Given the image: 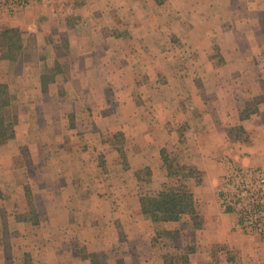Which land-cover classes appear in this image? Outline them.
I'll list each match as a JSON object with an SVG mask.
<instances>
[{"label": "crops", "instance_id": "0c3cea01", "mask_svg": "<svg viewBox=\"0 0 264 264\" xmlns=\"http://www.w3.org/2000/svg\"><path fill=\"white\" fill-rule=\"evenodd\" d=\"M259 12L262 15L258 18L264 20V0H47L46 3L32 4L13 14L0 12V33L4 29H14L21 36V49L16 58L11 61L1 59L0 56V77L6 79L11 75L7 69H14L15 62L23 52L27 54L24 61L29 65L27 67L32 70L37 67L35 73L37 71V74H41L45 67H49L55 58L50 56L53 50L48 48V35L55 25L58 26L57 33L67 38L68 66L72 69L69 74H75L71 77L74 80L72 82L77 84L69 91L73 92L75 99L93 100L99 96L105 101H121L120 116L114 110H107L102 118L115 125L132 142L129 144L132 151L128 156L131 165L150 166L152 178L158 173L166 174L162 168L160 151L167 146L174 149L177 145L180 147L176 142H179L177 133L181 129V120H184L181 126L187 125L185 136H191L192 131H197L193 132L194 140L190 143L187 141L185 146L189 150L188 160L202 171V184L196 188L197 191H193L199 206L201 226L194 227L186 240L191 249L190 256L186 257L187 264H264V241L257 235L244 234L237 229L236 217L222 212L216 198L219 178L225 170L223 160L243 166L264 165V92L236 95L231 89L223 91L219 85L209 101L212 106H197L195 110L193 105L197 104L199 95L175 92L160 96L144 84L134 87L129 77L133 67H142L138 59H144L145 63L146 59L157 56L154 58L156 65L160 62L163 53L153 46L162 42L161 37L172 33L186 42V47L196 49L202 59L201 68L208 73L212 66L204 60L211 49L209 37L212 35L215 37L214 42L225 54L220 72L225 74L222 76L224 83L230 80L232 74L236 75L238 70L240 76L249 77L251 82L260 84L264 82V49L259 45V32L263 31L264 25L257 21ZM215 19L219 23L211 29L213 25L210 22ZM180 20L185 22L179 24ZM130 36L134 37L137 44L139 41L154 53L151 56L148 53L150 51L147 52L149 56L131 53ZM241 43L249 45L248 59L241 55ZM42 48L49 51V58L48 55L46 58L42 56L41 60L33 62V55ZM229 53L232 57H229ZM259 54L263 56L258 58ZM245 68L251 70V75L244 76L247 71ZM227 73L229 75L226 76ZM220 78L221 75H217L214 82L221 83ZM107 85L111 90L107 91ZM28 91L36 92V87ZM257 95L260 96L257 111L245 116L244 100ZM180 100H184L182 103L193 101V105L189 103L190 107H177L174 101ZM92 119L94 115L90 118L91 127L94 124ZM237 132L242 133L240 138L231 134ZM87 151L89 149L86 148ZM86 152L81 154L82 157L77 152V158L84 159L91 166L94 157L92 153ZM191 153L194 155L191 156ZM82 168L84 173L80 171L79 174L92 183L94 179L91 180V169L87 172L86 166ZM124 190L127 191L124 198L127 197L128 205L124 201L123 214H117L124 216L125 220L121 219L122 224L117 227L123 232L119 249H113V242L119 241L117 231L113 241L106 242L100 237L102 234H99L95 238L96 247L91 237L90 241H85L87 252L82 255V263L90 264L96 255L93 251L100 249L106 252L110 264L116 259L115 251H118V260L124 261L123 264H127L130 259L138 262L143 259L141 261L146 260L147 264H164L158 250L155 252L154 249L149 254L150 240L154 235L153 222L140 213L139 203L132 197V190ZM83 194L86 197L91 195L88 192ZM89 200L85 198L81 204L92 213L87 205ZM173 224L174 221H168L161 223V226L170 231ZM106 229L114 228L108 223ZM127 244H133L134 248H126ZM140 244H145L148 252L138 256Z\"/></svg>", "mask_w": 264, "mask_h": 264}, {"label": "rangeland", "instance_id": "374dc122", "mask_svg": "<svg viewBox=\"0 0 264 264\" xmlns=\"http://www.w3.org/2000/svg\"><path fill=\"white\" fill-rule=\"evenodd\" d=\"M261 15L259 12L256 18L264 25L263 18H258ZM183 22L185 21L180 20L179 24ZM210 23L213 25L211 29H214L219 21L215 19ZM57 29L58 26L55 25L47 41L48 48L51 47L53 50L50 56L53 55L55 61H52L49 67H45L41 74H37V71L35 73L37 67L33 70L27 67L29 65L24 62L27 54L23 52L15 62L14 69H7L11 75L6 79L0 77L2 80L0 83L6 84L8 92L12 95L11 111L16 115L14 137L0 146V264H85L82 263L84 260L82 257L87 252L85 241H90L92 237L91 242L96 247L95 238L99 237V234H102L100 237L104 241H113L116 231L119 241L113 242L115 243L113 249L118 250L120 240H123V232L117 227L122 224L120 220H124V216L119 215L123 214L124 201L128 205L127 197L124 198L127 191L124 189L132 190V197L139 203V194H152L164 186L176 185L180 182L181 175L186 174V170L182 169L179 170L177 177L169 176L161 154L162 168L166 174L158 173L154 178L150 166L131 165L128 162L129 153L132 151L129 144L132 142H129L115 125L102 118L107 110H114L117 112L116 115L120 116L121 101H105L99 96L93 100L75 99L73 92L69 91L77 84L72 82L74 80L71 75L74 77L75 74H69L72 69L68 66L67 38L57 33ZM259 35V45L264 49V29ZM198 38L200 41V37ZM214 38L212 35L209 37L211 49L204 60L210 63L212 68L205 73L206 70L201 68L202 59L196 49L186 47V42L183 41V44L173 33L161 37L162 42L156 47V44L153 46L155 50H161L163 53L160 55V62L156 65L154 58L157 56L146 59L145 63L144 59H138L142 67H133L130 70L129 77L134 87L144 84L145 87L158 92L160 96L175 92L184 95L195 93L196 96H200L197 98V104L193 105V101L185 103H182L184 100L174 101L177 107L181 108H186V105L190 107L191 103L195 110L197 106L205 105V108L212 106L209 101L214 97V91L219 85L223 91L228 92L231 89L236 95L264 92V82L260 84L251 82L249 77L240 76L238 70L236 75L231 73L230 80L227 79V83H224L222 76L225 74L220 72L221 65L225 62V54L214 42ZM129 40L131 53H139L142 56H147L148 51L150 56L154 53L151 48L139 41L137 44L134 37L130 36ZM241 47L243 49L241 55L248 59L249 45L241 43ZM47 55L49 58V51L42 48L33 55L35 60L33 62L41 60L42 56L46 58ZM252 56L254 57V53ZM260 56L263 55L259 54L258 58ZM229 57H232L230 53ZM245 70L247 71L244 76L251 75L249 68ZM217 75H221L219 80H222L220 81L222 84L214 82ZM149 83L151 85H148ZM90 86L96 91L93 85ZM35 87L36 92L28 91V89L33 91ZM105 87L107 91L111 90L108 85ZM259 97L249 96L244 100L245 116L255 114L260 102ZM81 112L83 114L79 115ZM92 114L93 127L90 122ZM182 121L184 120H181V125ZM181 125L177 133L179 142H176L180 147L177 145L176 149L170 146L163 148V156L171 163L172 169L180 166L196 169V176L181 180L193 192L202 184V171L188 160L189 150H186L185 145L187 141L190 143L192 139L194 140L193 132L197 131H190L191 136H185L187 125ZM231 134L236 138L242 136L239 132ZM86 148L89 151L86 152ZM77 152L80 157L85 152L92 153L94 158L91 166L87 165L84 159L79 160ZM193 155L191 153V156ZM220 160L221 158L217 161ZM83 166H86L87 172L91 169L94 174L91 178L94 179L92 183L86 178L84 180V176L79 174L80 171L84 173ZM146 168L149 175H146ZM85 192L91 195L86 197L83 194ZM85 198L91 199L89 200L91 204L87 205L90 206L92 213L81 204ZM195 202L198 217L201 219L197 198ZM118 213L120 214L117 216ZM174 222L169 235L158 234V231L165 228L161 224L158 226L153 224L154 235L150 240L149 254L156 249L155 252L158 250L164 263L171 258L172 264H182L183 257H189L191 254L186 240L191 236V230L195 226L189 215H183ZM108 223L114 229H106ZM125 247L134 248L133 244L131 246L127 244ZM93 252L96 255L92 256V262L89 260L90 264L111 263L104 250ZM147 252L145 244H140L138 256ZM114 254L116 259L112 260L113 264H123L124 261L118 260V251ZM141 260L143 259L138 262L130 259L127 260V264H147L146 260Z\"/></svg>", "mask_w": 264, "mask_h": 264}, {"label": "trees", "instance_id": "16d2710c", "mask_svg": "<svg viewBox=\"0 0 264 264\" xmlns=\"http://www.w3.org/2000/svg\"><path fill=\"white\" fill-rule=\"evenodd\" d=\"M21 49V36L17 30L4 29L0 33V56L3 59L12 60ZM57 63H55V67ZM12 95L8 92L7 85L0 83V146L14 137V125L16 115L11 111ZM241 130V129H240ZM160 154L163 164L166 166L167 174L178 176L179 170H186V174L181 175V180L197 174L193 167L180 166L173 168L171 163L163 156V149ZM146 175H149L146 168ZM196 176V175H195ZM180 180V179H178ZM173 186H164L160 190L149 194H139L140 212L149 218L153 224L160 225L163 222L178 221L183 215H189L196 228L200 226L201 219L196 211V202L193 192L183 181ZM158 229V227H157ZM158 234L169 235V231L160 230ZM167 255V254H166ZM166 259V258H165ZM182 259V258H181ZM164 264H172V259L165 260ZM182 264H187V258L183 257Z\"/></svg>", "mask_w": 264, "mask_h": 264}, {"label": "built area", "instance_id": "2783aa9c", "mask_svg": "<svg viewBox=\"0 0 264 264\" xmlns=\"http://www.w3.org/2000/svg\"><path fill=\"white\" fill-rule=\"evenodd\" d=\"M47 0H0V12L13 14ZM225 170L216 190L217 203L224 213L236 217L241 232L264 241V165L243 166L223 160Z\"/></svg>", "mask_w": 264, "mask_h": 264}]
</instances>
